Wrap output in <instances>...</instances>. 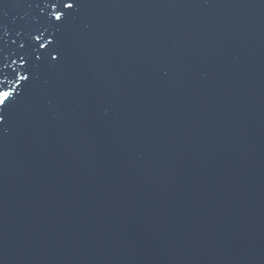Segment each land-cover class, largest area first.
<instances>
[{
	"label": "water",
	"instance_id": "water-1",
	"mask_svg": "<svg viewBox=\"0 0 264 264\" xmlns=\"http://www.w3.org/2000/svg\"><path fill=\"white\" fill-rule=\"evenodd\" d=\"M49 15L0 0V264H264V0Z\"/></svg>",
	"mask_w": 264,
	"mask_h": 264
},
{
	"label": "snow or ice",
	"instance_id": "snow-or-ice-1",
	"mask_svg": "<svg viewBox=\"0 0 264 264\" xmlns=\"http://www.w3.org/2000/svg\"><path fill=\"white\" fill-rule=\"evenodd\" d=\"M50 15L49 20L59 21L63 23L72 13L73 9L79 3V0H47ZM67 10V11H65ZM59 27V25H56ZM43 32L34 35L33 40L36 42L38 48H46L52 44L51 39L44 38ZM15 43V41H12ZM21 48H24V44L20 45ZM51 60H57V55L48 53ZM21 64V69L23 70V65L27 63L24 56L21 55L18 57ZM36 59H40V55H36ZM11 64H16V60H11ZM10 65L6 62L0 61V125L3 124L5 116L10 113V109L15 106L20 96V88L22 87L21 82L29 81V75L26 70L25 74H21L20 71L12 69L11 73L5 71L6 68Z\"/></svg>",
	"mask_w": 264,
	"mask_h": 264
}]
</instances>
